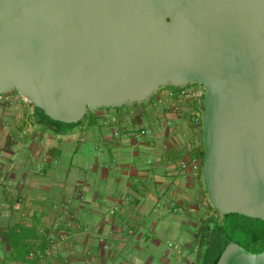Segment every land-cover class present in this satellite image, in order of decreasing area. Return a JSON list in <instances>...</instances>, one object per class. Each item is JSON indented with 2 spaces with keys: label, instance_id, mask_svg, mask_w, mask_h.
<instances>
[{
  "label": "water",
  "instance_id": "water-1",
  "mask_svg": "<svg viewBox=\"0 0 264 264\" xmlns=\"http://www.w3.org/2000/svg\"><path fill=\"white\" fill-rule=\"evenodd\" d=\"M194 84L213 208L264 221V0H0V96L53 122ZM217 264H264V251L232 244Z\"/></svg>",
  "mask_w": 264,
  "mask_h": 264
},
{
  "label": "crops",
  "instance_id": "crops-1",
  "mask_svg": "<svg viewBox=\"0 0 264 264\" xmlns=\"http://www.w3.org/2000/svg\"><path fill=\"white\" fill-rule=\"evenodd\" d=\"M168 89L153 103L90 113L70 129L39 119L16 92L0 99L1 264L44 251L41 230L57 224L69 237L48 264H199V232L217 213L202 166L185 172L180 164L203 160V126L194 124L190 104L182 119L170 103L157 105ZM146 129L153 135L142 143L129 136Z\"/></svg>",
  "mask_w": 264,
  "mask_h": 264
},
{
  "label": "built area",
  "instance_id": "built-area-1",
  "mask_svg": "<svg viewBox=\"0 0 264 264\" xmlns=\"http://www.w3.org/2000/svg\"><path fill=\"white\" fill-rule=\"evenodd\" d=\"M167 93L163 96H160L157 100L158 106H163L165 104L171 105L178 119H182L185 115L184 106L186 104H190L193 108V122L197 127L203 126V114H204V105H205V88L200 84H194L187 87L174 88L169 87ZM5 96V95H4ZM4 96H0L2 99ZM163 127H171V122H164L161 124ZM153 132L149 129L141 130L136 133L129 134L130 137L134 138L137 143H142L145 138L151 137ZM1 160V155H0ZM203 168V160L201 161L199 157L193 156L189 162H182L180 164V168L183 171L192 170L193 172H199ZM1 168V165H0ZM42 168L40 167L38 170L42 172ZM13 186V184H8ZM16 202L20 205L26 202V198L23 195H18ZM66 218L67 222L70 223L74 220V216L70 213L69 207L66 204H62L58 207ZM215 210V209H214ZM195 211V210H192ZM215 212L218 213L216 210ZM115 213L114 210L111 211L113 215ZM22 217L26 222L30 221V214L27 212L22 213ZM70 226V225H68ZM130 235H134L133 230H128ZM41 235L47 241V248L44 251H39L34 249L25 262L22 264H48V261L54 257L56 254L60 252L62 249V245L67 241L68 235L61 233V226L59 224L54 225L51 229L41 230ZM5 242V236L0 231V245ZM101 243L106 245L104 239L100 240ZM170 247H174L179 249L178 246L170 244ZM91 255V254H90ZM92 257V255H91ZM87 263H91V260H88ZM1 264V258H0Z\"/></svg>",
  "mask_w": 264,
  "mask_h": 264
},
{
  "label": "trees",
  "instance_id": "trees-1",
  "mask_svg": "<svg viewBox=\"0 0 264 264\" xmlns=\"http://www.w3.org/2000/svg\"><path fill=\"white\" fill-rule=\"evenodd\" d=\"M40 119V116L42 117L44 122L47 124L49 123L50 126L54 128H62V129H70L74 127L75 125H65L58 122L51 121L48 117L45 116L44 112L40 109H36ZM205 156V151L203 153V160ZM223 216V215H222ZM224 221H220L216 218L207 219L204 222V236L202 243L200 244V251H199V257H198V263H200V258L204 256V263L203 264H217L218 260L222 257V255L225 253L228 246L232 244H239L242 243L238 242L235 238V230L238 228L243 229L247 234L250 233V231L254 230L253 227L248 226L247 224H232L230 225L228 222L231 218L237 219V218H245L239 215H227L223 216ZM247 219V218H246ZM229 224V225H228ZM227 227L231 228V232H228L226 230ZM249 229V230H248ZM202 238V237H201ZM261 236L254 237V240L260 239ZM250 239V238H249ZM254 240L252 239L250 243H253ZM244 248H246V245H241ZM204 253V255H202Z\"/></svg>",
  "mask_w": 264,
  "mask_h": 264
},
{
  "label": "rangeland",
  "instance_id": "rangeland-1",
  "mask_svg": "<svg viewBox=\"0 0 264 264\" xmlns=\"http://www.w3.org/2000/svg\"><path fill=\"white\" fill-rule=\"evenodd\" d=\"M165 89V88H164ZM158 94V93H157ZM156 95H154L148 103H153ZM94 112H91L93 114ZM90 115L87 116L89 118ZM216 219L220 220L221 222L224 221V217L221 214L216 215ZM230 225L232 224H247L248 226H251L255 229V231H251L249 234H247L243 229L238 228L235 230V238L238 242L242 243L243 245L250 243L251 239L254 240V237L260 235V231H263L264 229V221L263 220H251L246 218H237L233 219L231 218L228 222ZM228 224V225H229ZM226 230L228 232H231V228L227 227ZM201 231L199 232V237H201ZM250 238V239H249ZM200 240V239H199ZM183 243V241H181ZM254 243V242H253Z\"/></svg>",
  "mask_w": 264,
  "mask_h": 264
},
{
  "label": "flooded vegetation",
  "instance_id": "flooded-vegetation-1",
  "mask_svg": "<svg viewBox=\"0 0 264 264\" xmlns=\"http://www.w3.org/2000/svg\"><path fill=\"white\" fill-rule=\"evenodd\" d=\"M252 220V219H251ZM249 230V229H248ZM205 230H204V226L201 228V237H200V241H199V244H201L202 243V240H203V236H204V232ZM252 231H255V229L254 230H252ZM204 232V233H203ZM251 232V231H250ZM258 236H261V238L260 239H258V240H254V243H247V244H245L246 246V249H248L249 251H251V252H253V253H261V252H263L264 251V229H263V231H260V235H258ZM252 240V239H251ZM241 245H243V244H241Z\"/></svg>",
  "mask_w": 264,
  "mask_h": 264
}]
</instances>
